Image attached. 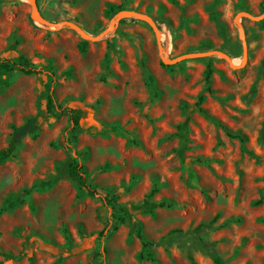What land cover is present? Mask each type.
Wrapping results in <instances>:
<instances>
[{
  "label": "rangeland",
  "instance_id": "1",
  "mask_svg": "<svg viewBox=\"0 0 264 264\" xmlns=\"http://www.w3.org/2000/svg\"><path fill=\"white\" fill-rule=\"evenodd\" d=\"M123 10L153 20L169 59L223 55L164 65L148 22L108 31ZM242 12L263 15L264 0H0V153L39 119L37 138L0 165V211L14 204L0 214V264H264V20L241 19L245 49ZM21 57L39 73L20 72ZM80 153L92 195L65 175ZM153 190L176 205L147 214Z\"/></svg>",
  "mask_w": 264,
  "mask_h": 264
},
{
  "label": "trees",
  "instance_id": "2",
  "mask_svg": "<svg viewBox=\"0 0 264 264\" xmlns=\"http://www.w3.org/2000/svg\"><path fill=\"white\" fill-rule=\"evenodd\" d=\"M112 10L114 11L116 9L112 8ZM262 25L264 27V21L262 22ZM21 60L23 61V63L21 64L22 65L21 67H19L18 64H14L12 68H10L7 64H5L3 67H6L7 69H9V71L16 70L19 67L20 72L26 75H33V74L39 73L35 68L31 66V63L26 58L21 57ZM207 65H208V69H207L206 78L208 82H210L211 76L214 72L210 59ZM200 99L202 102L204 101V97H201ZM52 106H53V100L50 98L47 104V110L49 113L53 112ZM69 111L71 114V121H72L73 127L70 131V136H68L67 143H68L69 149L72 151H75L76 145L79 140V136L82 132L81 111L78 109H70ZM189 122H190V118L189 116H187L184 125L179 127L180 135H183L184 134L183 132L187 130ZM38 130H39V119L37 116L29 117L26 120V122L21 126H15L13 128V133L11 135V139H10L8 147L0 153V165L4 164L5 162L17 156V153L20 150V148L23 146L26 138L36 139L38 135ZM228 135L231 138L240 140L242 144H245L246 142V138L241 134H234L232 132H228ZM81 155L82 153H80L77 157H74V156L70 157V163L67 166L65 175L67 176L69 180H71L72 182L76 184V186L78 187L80 191L86 194L92 195L94 193L93 187L92 185L89 184L88 173L86 171V168L83 166V164L80 161ZM196 162L201 163L202 160L198 159L196 160ZM28 193H30V191H28ZM156 193H157V190H153L143 204V207L147 214H153L156 209L172 208L176 205L175 203H171V202L170 203H167V202L156 203L152 201ZM12 207H14V204H8L6 207H4L0 211V214L4 213L5 211H7L8 209ZM121 223H125V221L121 220ZM118 227H119V224L115 225L112 230L116 231ZM105 231L106 230H103L101 233H99V235L103 237L105 235ZM111 231H109V233H111ZM132 231L141 240L143 244L144 252H146V255L148 257H151V253L149 252V249L152 247L153 244L145 239L142 228L137 221H134L132 223ZM65 238L67 240L66 249L67 251L70 252L74 246L72 244V239L67 231H65ZM1 255L5 259H13L14 261H17V262L22 261L28 256L26 252H22L18 256L6 254V253H2ZM142 259H145V255H142ZM189 259L193 264H195V260L193 257H189ZM211 259L214 262V264H229L218 254H211Z\"/></svg>",
  "mask_w": 264,
  "mask_h": 264
},
{
  "label": "water",
  "instance_id": "3",
  "mask_svg": "<svg viewBox=\"0 0 264 264\" xmlns=\"http://www.w3.org/2000/svg\"><path fill=\"white\" fill-rule=\"evenodd\" d=\"M137 16L139 17L140 19L148 22L149 24H151L153 26V28L159 33L158 35V46H159V50H160V55H161V61L164 65H174V64H177L183 60H187V59H192V58H197V57H203V56H207V57H212V56H217V55H223L222 52L220 51H217V50H214V51H210V52H205V53H199V54H193V55H186V56H181L179 58H176V59H169V54L164 50L162 44H161V32H159L158 28L153 24V20L147 16V15H144V14H138L134 11H129V10H123L121 12H119L116 16H115V19L111 22V26L110 28L108 29V31H112L115 24L120 20L122 19L123 17H126V16ZM242 18H248V19H251L255 22H261L264 20V14L263 15H260V16H254L248 12H242L240 13L237 17H236V24L238 26V29H239V33H240V38L242 39V41L244 42V47L246 49V39H245V32H244V27L243 25L241 24V19ZM71 25V23H68ZM51 25V24H50ZM79 32L81 35H85L84 31L80 28H78ZM105 33H103L104 35Z\"/></svg>",
  "mask_w": 264,
  "mask_h": 264
}]
</instances>
